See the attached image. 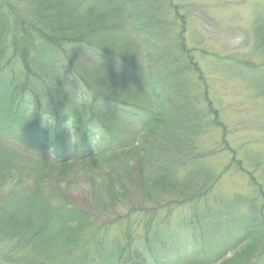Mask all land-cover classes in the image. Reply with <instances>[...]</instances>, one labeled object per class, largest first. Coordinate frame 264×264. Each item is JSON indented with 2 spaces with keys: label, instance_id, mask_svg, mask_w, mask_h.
I'll list each match as a JSON object with an SVG mask.
<instances>
[{
  "label": "rangeland",
  "instance_id": "374dc122",
  "mask_svg": "<svg viewBox=\"0 0 264 264\" xmlns=\"http://www.w3.org/2000/svg\"><path fill=\"white\" fill-rule=\"evenodd\" d=\"M130 1L70 0L79 14L90 6L121 8L119 28L102 37L124 52L136 75L127 79L119 68L106 67L97 76L104 90L126 86L132 94L126 116L112 112L113 146L125 150L117 157L84 158L74 130L62 125L58 154L53 148L42 152L7 130L13 122L16 130L29 132L32 108L10 118L0 110L6 166L0 186L17 183L20 189L18 196L6 194L1 205L46 228L55 241L50 264H131L133 239L152 243L158 262L148 264H264V0H142L143 17L131 13ZM17 5L26 16L31 5L18 0H0V14ZM60 47L79 57L82 68L94 61L78 43ZM11 67L20 68L17 58ZM149 72L158 79L156 87L148 83ZM164 72H178L184 81L174 87L177 95L168 97L165 88L156 99ZM159 112L154 135L139 134ZM43 125L50 132L51 122ZM108 190L118 195L117 206ZM195 216L198 238L187 226ZM62 234L73 235L72 241ZM7 250L0 246V264H16L19 255Z\"/></svg>",
  "mask_w": 264,
  "mask_h": 264
},
{
  "label": "trees",
  "instance_id": "16d2710c",
  "mask_svg": "<svg viewBox=\"0 0 264 264\" xmlns=\"http://www.w3.org/2000/svg\"><path fill=\"white\" fill-rule=\"evenodd\" d=\"M18 1L31 5L26 16L19 14L18 5L12 12L0 14V110L10 118L20 109L32 108L35 119L28 124L29 132L24 133L12 127L13 122H8L7 130L11 138L14 140L21 138L32 148L42 152L53 148L52 153L57 155L56 146L59 143L57 136L62 125H69L77 135L82 157L86 158L89 154L92 156L95 153L107 154L111 157L121 155L120 151L125 148L120 147L118 150L119 147L113 146L114 136L112 135L116 128V121L112 112L115 111L117 116L121 111L123 112L124 106L130 104V100L126 98L131 99L132 94L128 92L126 86L117 85L113 88L111 86L112 91L104 90L105 81H99L97 76L102 70L107 71L106 67L122 70L132 65L122 50H116L110 41L102 37L103 32L119 28L115 17L121 14L120 6L104 7L97 11L90 6L80 15L77 11L78 5L73 6L70 0ZM97 1L101 2V0ZM130 2L131 13L141 14L142 17L147 14L141 11L142 0ZM142 17H132V19L138 21L137 19ZM148 20L147 22L151 23L153 18ZM142 39L145 40L144 37ZM35 43L38 44L35 45ZM68 43L80 44L94 61L86 63V67L82 68V64L78 61L79 57L72 51L67 55L63 53V48L60 46ZM15 58L20 68L13 72L11 63ZM10 69L12 72H8ZM134 74L136 75V72H123L122 76L129 79L134 77ZM164 74L165 83H159L160 90L156 89L153 92L156 99L160 97L158 92L165 88H167L168 97L177 95L178 92L174 87L177 88V85L184 81L178 72H164ZM147 77L148 83H151L150 87L158 83V79L156 80L151 72ZM106 82H109V79ZM99 83L101 86H98ZM109 83L113 84L112 81ZM160 113L154 115L155 122L147 120L146 126L138 133L146 130L148 133L146 135H154L155 125L159 121L156 117ZM124 116H126L125 113ZM47 120L52 124L50 132L43 125ZM97 131H101L103 136L99 138L100 143L92 148L91 143L97 140ZM3 156V154L0 155V182L6 174L4 173L6 166L1 163ZM139 169V176H142ZM159 176L157 172H154L156 178L154 183L160 182ZM152 183L150 182L151 185ZM9 185L11 186L7 188L0 186V202L7 197L6 194L10 197L13 194L18 196L17 193H20L17 183ZM108 191L107 196L111 204L116 205L119 200L118 195L112 196L115 192ZM184 195L185 193L182 195L183 198ZM32 196L34 197V194ZM1 206L0 203V246L8 248L3 253L16 254V256L18 254L16 264H50L47 255L55 247V241L49 238L46 228L34 226L32 217H21L18 213L6 211ZM198 221L200 222L197 216L189 221V227L193 228L194 233L199 228ZM43 230L46 232L44 233ZM66 230L71 231L69 228ZM62 235L65 241H72L73 235L69 234L67 237L66 234ZM132 243L135 248L132 250L129 246L133 251L129 252L131 264L158 262L152 250V243L137 239H133ZM38 245L43 249L37 250L35 246ZM52 246L54 247L51 248ZM143 252L150 254L153 259L147 260L141 255Z\"/></svg>",
  "mask_w": 264,
  "mask_h": 264
}]
</instances>
